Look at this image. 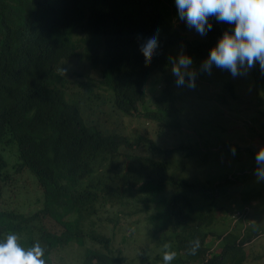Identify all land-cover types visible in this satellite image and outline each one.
I'll list each match as a JSON object with an SVG mask.
<instances>
[{"label": "trees", "instance_id": "1", "mask_svg": "<svg viewBox=\"0 0 264 264\" xmlns=\"http://www.w3.org/2000/svg\"><path fill=\"white\" fill-rule=\"evenodd\" d=\"M209 20L211 31L189 37L195 30L178 18L174 0H0V195L13 192L40 206L30 223L16 210L0 211V239L15 232L40 239L45 264H55L51 255L57 249L76 243L75 264H162L166 245L176 253L172 264L263 259L264 252L253 249L264 226L249 222L247 209L264 186L239 198L235 208L242 216L234 229L224 236L210 231L222 209L216 196L247 173L195 174L191 168L207 166L208 157L222 156L226 147L215 152L201 142L180 141L187 136L170 88L168 58L183 47L193 66L200 65L216 38L232 27ZM153 31L159 47L146 63L139 42ZM75 56L100 69L98 84L92 77L69 80L62 74L64 62ZM155 74L151 80L162 78L164 87L147 99L144 85ZM251 75L264 90L257 64ZM81 102L92 107L89 118ZM105 104L121 116L140 115L156 124L165 142L101 128ZM136 147L143 154H132ZM133 214H141L144 225L126 233L120 219ZM46 218L66 228L63 240L45 232ZM212 238L221 241L217 254L209 251ZM193 239L200 247L189 255Z\"/></svg>", "mask_w": 264, "mask_h": 264}, {"label": "rangeland", "instance_id": "2", "mask_svg": "<svg viewBox=\"0 0 264 264\" xmlns=\"http://www.w3.org/2000/svg\"><path fill=\"white\" fill-rule=\"evenodd\" d=\"M188 35L189 37H196L199 34L190 31ZM181 49L183 50V47L177 48L175 55ZM62 66H64L62 74L69 80H84L86 77H92L97 84L100 82V69L97 67L92 68L86 60L80 59L79 56L65 61ZM193 68L197 73L194 88L178 87L170 70L168 72V77L171 78L170 88L177 97L178 105L182 109L183 124H185L187 138H182L183 140L180 139V141L201 142V144H205L215 152H218L217 150L220 147H226L222 156L216 157L212 154L208 157L207 166L198 170H192L191 168V171L195 174L205 171L215 174L218 171V174L221 175L223 171L230 174L237 173L241 169L247 173L246 177L243 176L244 179H238L233 186L229 187L225 195H217L215 199V204L218 207L229 212L232 209L235 212L237 211L235 206L239 205V198L243 193H254L259 191L256 187L262 188L264 186V180L257 181L254 171L251 169V167H255V150L264 145V90L255 86L251 69L243 75L232 77L226 70L215 66H213L210 73L201 72L199 65L193 66ZM154 78H156V74L149 77L146 82ZM146 82L144 90L147 99L152 98L164 87L162 78L159 82L153 80ZM151 102L153 101L149 103ZM81 104H85L82 115L84 112L89 118L91 116L90 108L92 111V107L85 102H81ZM101 110L99 125L106 131L117 132L130 138H133L136 134L148 135L160 143L165 142L161 140L162 138H158L156 124L144 119L142 116H121L113 112L108 104L103 105ZM172 137L175 138V135H169L168 140H173ZM141 150V147H136L132 154H143ZM213 158L218 160L215 161ZM177 172L180 176L182 175L179 169ZM258 194V198L254 200L255 202L252 201L254 203L248 207L251 216L249 215L247 218L249 222H256L264 226V189L260 190ZM29 202L26 197L14 194L10 205L16 210L39 207V204L30 205ZM222 209L221 214L215 213L218 219L209 228L210 231L223 233L229 229L230 223H234L233 212H231L232 214H228L229 212L223 213ZM126 217H121L119 222L122 227L128 225L126 233L130 231V227L137 228L139 225H144L141 214ZM41 224L45 225V232L59 231L60 225L52 219H45V222L42 221ZM107 235H109V232ZM136 237L138 238L139 235ZM257 240L259 241L255 242L253 252L259 254L264 252V233ZM144 243V240L142 243L139 242L137 244L138 248H142ZM117 247H121V245H117ZM77 257L78 250L76 246L57 250L51 255L52 262L55 264H75ZM250 264H264V256L263 259Z\"/></svg>", "mask_w": 264, "mask_h": 264}, {"label": "clouds", "instance_id": "3", "mask_svg": "<svg viewBox=\"0 0 264 264\" xmlns=\"http://www.w3.org/2000/svg\"><path fill=\"white\" fill-rule=\"evenodd\" d=\"M174 5L178 18L201 36L206 35L212 29L210 17H214L217 22H224L232 26L231 30L223 31L216 38L214 45L209 47L206 57L199 65L201 72L210 73L215 66L226 70L232 77H237L245 74L254 64H257L264 72V0H174ZM158 47L157 31L148 33L139 42V48L146 63L151 62ZM168 63L178 87H195L197 73L193 68V60L190 55L181 49L175 56L168 58ZM254 160V176L257 181L264 180V145L255 150ZM7 194L0 195V205H4L0 211L4 209L16 210L10 205L13 192ZM29 204L31 205V203ZM16 211L15 213L18 215L29 216L28 220L34 216L32 213L34 207ZM43 221L45 222V220ZM30 222L32 220H29ZM235 226L236 223H230L229 229L221 234L224 236ZM19 228L26 229L25 225ZM55 233L63 240L66 228L60 225L59 231L48 232L50 235ZM212 244L209 251L217 254L221 244L220 239H213ZM41 246H43L42 242L38 238L26 240L24 233H9L0 239V264H45L43 258L45 250ZM71 246L78 248L77 243L63 248ZM199 247V239H193L187 248V253L194 255ZM167 248L166 245L161 258L162 264H172L176 258V253L167 250Z\"/></svg>", "mask_w": 264, "mask_h": 264}, {"label": "built area", "instance_id": "4", "mask_svg": "<svg viewBox=\"0 0 264 264\" xmlns=\"http://www.w3.org/2000/svg\"><path fill=\"white\" fill-rule=\"evenodd\" d=\"M247 210H248V209H247ZM233 211H234V210H233ZM233 211H232V212H233ZM232 216H233V218H234V223H236V222L238 221V217L240 218L242 215H241L240 211L237 210V211L233 212V215H232ZM234 223H233V224H234Z\"/></svg>", "mask_w": 264, "mask_h": 264}, {"label": "bare ground", "instance_id": "5", "mask_svg": "<svg viewBox=\"0 0 264 264\" xmlns=\"http://www.w3.org/2000/svg\"><path fill=\"white\" fill-rule=\"evenodd\" d=\"M248 207V206H247ZM245 220H246V218H245Z\"/></svg>", "mask_w": 264, "mask_h": 264}]
</instances>
